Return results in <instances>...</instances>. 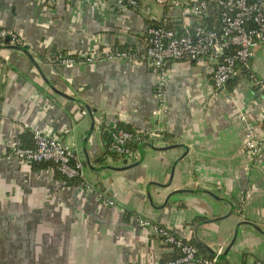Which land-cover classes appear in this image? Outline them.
<instances>
[{"label": "crops", "instance_id": "1", "mask_svg": "<svg viewBox=\"0 0 264 264\" xmlns=\"http://www.w3.org/2000/svg\"><path fill=\"white\" fill-rule=\"evenodd\" d=\"M173 2L140 0L135 9L115 0H0V26L31 46L46 77L23 53L0 49V264H158L172 258L176 250L139 228L138 216L196 242L205 256L223 247V264H264V146L253 156L246 145L249 129L264 137V92L250 78L264 79V45L217 91L213 66L205 61L181 59L161 69L146 58L50 64L57 51L144 50L148 27L165 21L185 32L198 19L186 23ZM161 73L167 107L156 116ZM81 101L96 109L95 123ZM120 124L157 129L158 147L189 150L144 146L141 165L100 169L123 165L104 135ZM35 129L76 148L83 163L89 155L79 181L59 178L52 164L8 157L13 144L32 142ZM95 188L115 204L106 205ZM219 216L225 218L212 220ZM243 220L257 228L241 225L226 255Z\"/></svg>", "mask_w": 264, "mask_h": 264}, {"label": "built area", "instance_id": "2", "mask_svg": "<svg viewBox=\"0 0 264 264\" xmlns=\"http://www.w3.org/2000/svg\"><path fill=\"white\" fill-rule=\"evenodd\" d=\"M43 1L48 4L57 2V0ZM115 1L120 7L141 8L140 0ZM173 4L181 7V14L186 23L191 19H198V22L193 27L187 28L183 34L164 25H151L146 32L144 50L112 49L97 55V52L72 54L57 51L51 55L50 64L73 67L93 63L99 59L138 62L146 58L152 60L154 67L161 69L166 63L181 59L205 61L213 66L214 87L217 91L227 84L240 66H248L255 50L264 45V0H193L185 3L174 0ZM211 4L221 8L218 29L200 23V20L208 15ZM7 37H10L11 43L15 45L26 43L17 33L0 26V44L4 43ZM250 78L254 86L264 92V79L254 73L250 74ZM165 81L166 78L161 73L156 84V95L160 102V106L154 112L156 116L166 111ZM238 116L245 118L243 113ZM109 132L108 150L124 159H133L136 156L138 144L148 138L161 136L157 129L131 132L120 126L110 128ZM32 139L34 146L13 144L8 157L25 164L51 162L56 165L58 172L68 179L83 177L84 164L76 148L66 146L57 137L39 129L32 132ZM246 145L249 153L257 156L264 146V137L257 139L253 129H249ZM85 186L92 189L89 184ZM95 190L106 205L115 204V201L103 192L96 188ZM250 195L249 190L247 197ZM135 223L147 233L159 237L164 244L172 246L179 253L176 257L158 264H223L217 255L201 254L196 245L176 235L164 225L142 216L135 217Z\"/></svg>", "mask_w": 264, "mask_h": 264}, {"label": "water", "instance_id": "3", "mask_svg": "<svg viewBox=\"0 0 264 264\" xmlns=\"http://www.w3.org/2000/svg\"><path fill=\"white\" fill-rule=\"evenodd\" d=\"M0 49H6V50H9V51H15V52H21L23 53V55H25L29 61H31L35 66L36 68L38 69V71L41 73L42 77L44 79H46V77L44 76L43 74V68H42V65L38 62L37 60V55L31 51V46L28 44V43H25L23 45H15L13 43H11V39L10 37H7L4 41V43L0 44ZM149 61V64L150 65H153V62L151 59L148 60ZM61 94V93H60ZM63 95V94H62ZM65 96V95H64ZM66 97H69L70 99H73L71 96L67 95ZM82 105H84L87 110L89 111V113L91 114V117L93 118V113L96 112V109H93L88 103L84 102V101H81ZM93 123L94 122V118H93ZM154 139H151V140H145L144 142L138 144V146L136 147V156L133 158V159H124L123 161V165L122 166H112V165H109L107 163H104V165H102L100 167V169H109V170H113V171H126V170H129L131 168H134L136 166H139L141 165V163L144 161L145 159V154L143 153V147L144 146H149V147H152V149L156 150V151H165V150H168V149H173L175 147H184L187 150L188 147L186 145H183V144H174V145H169L167 147H158L156 145V140L155 138L157 137H152ZM65 144V143H64ZM83 161V159H82ZM97 163V161H96ZM84 166H88V165H91L90 164V157L88 154H86V160L84 161ZM84 171V169H83ZM84 173V172H83ZM173 174V173H172ZM173 178V177H172ZM181 193L183 192V190H179V191H174L172 193L169 194V196L167 197L168 201L169 199L175 194V193ZM225 218V216H219L215 219H212L214 221H219L221 219ZM210 221V220H209ZM213 221V222H214ZM208 222V221H206ZM243 224H249L251 226H254L256 227V225L254 223H252L251 221H248V220H243V221H240L238 223V226L235 228V231H234V235H233V238L231 240V242L229 243V245L227 246L226 248V255L231 251V250H234L236 244H237V241L239 239V233H240V230H239V227ZM257 228V227H256ZM198 243H200L201 245H203L204 247L206 246V243L200 239L199 237H196ZM210 249V252H211V255H217L218 256V259L221 263L222 262V256H223V247H215V248H209Z\"/></svg>", "mask_w": 264, "mask_h": 264}, {"label": "trees", "instance_id": "4", "mask_svg": "<svg viewBox=\"0 0 264 264\" xmlns=\"http://www.w3.org/2000/svg\"><path fill=\"white\" fill-rule=\"evenodd\" d=\"M220 11H221V8H220L219 6H217L216 4H211V5H210L209 12H208V15L205 16L203 19H201V20H200V23H201L202 25L207 26V27L214 28V29H218L219 26H220V18H219V16H220ZM195 24H196V23H195ZM156 25H158V24H156ZM160 25H164V26L167 27L168 29H172L171 24H168V23H164V22H163V23H161ZM192 29H193V28H192ZM175 31H176V30H175ZM177 32H178L179 34H183V33H185L184 30H182V29H179ZM119 126H120L121 128L126 129V130H129V131H131V132H137V131H135V130L129 128V127H127L126 125L120 124ZM109 131H110V129H107V131L104 132V135L107 137V138H106V139H107V141H106L107 146H109V143H110V132H109ZM21 145H23V146H34L33 139H32V142H29V143H26V144L22 141ZM136 147H137V146H136ZM42 163H45V164H52V165L55 167V170L57 171V174H58L57 176H59V178H61V179H63V180H66V181H79L80 178H81V177H79V178H74V179H68V178L62 176V175L58 172V170H57L55 164H53V163H51V162H42ZM78 179H79V180H78ZM189 242H191V241H189ZM191 243H193L194 245H196V246L199 248V250H200V246H199L196 242H191ZM178 254H179V253L176 251V252L174 253V255H172V256H173L172 258L176 257ZM207 256H210V255H207ZM170 259H171V258H170ZM165 261H167V260H165Z\"/></svg>", "mask_w": 264, "mask_h": 264}]
</instances>
